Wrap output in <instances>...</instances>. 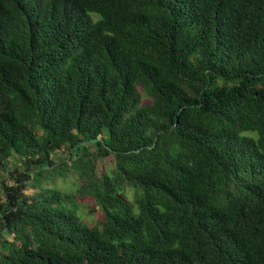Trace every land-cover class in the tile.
Returning <instances> with one entry per match:
<instances>
[{
	"label": "trees",
	"instance_id": "obj_1",
	"mask_svg": "<svg viewBox=\"0 0 264 264\" xmlns=\"http://www.w3.org/2000/svg\"><path fill=\"white\" fill-rule=\"evenodd\" d=\"M0 177V264H264V0H0Z\"/></svg>",
	"mask_w": 264,
	"mask_h": 264
},
{
	"label": "rangeland",
	"instance_id": "obj_2",
	"mask_svg": "<svg viewBox=\"0 0 264 264\" xmlns=\"http://www.w3.org/2000/svg\"><path fill=\"white\" fill-rule=\"evenodd\" d=\"M148 102V100L144 99L143 100V104H146ZM106 164L109 165L108 162H106ZM102 166V164L100 165V167ZM102 169H104V166H102ZM3 178L8 179V175H3ZM0 181H2V178L0 177ZM76 179L74 176H69L66 180H61L59 182V188L67 193V192H72L74 191V189L76 188ZM32 191L27 190L26 193H31ZM2 193L1 188H0V194ZM81 205H80V209H79V214L82 215L87 222L89 223H93L94 220L98 219L100 217V212H97L96 214H89V208H91V206H93V202L90 199H83L82 201H80ZM87 206V209H86Z\"/></svg>",
	"mask_w": 264,
	"mask_h": 264
}]
</instances>
